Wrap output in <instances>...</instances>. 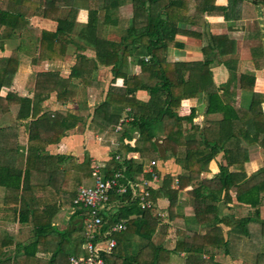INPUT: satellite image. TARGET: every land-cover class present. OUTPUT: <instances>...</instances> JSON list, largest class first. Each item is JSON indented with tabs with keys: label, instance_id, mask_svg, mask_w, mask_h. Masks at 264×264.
<instances>
[{
	"label": "trees",
	"instance_id": "trees-1",
	"mask_svg": "<svg viewBox=\"0 0 264 264\" xmlns=\"http://www.w3.org/2000/svg\"><path fill=\"white\" fill-rule=\"evenodd\" d=\"M103 1L107 2L98 0L95 5ZM216 1L109 0L105 7L102 6L107 24L117 25L111 20L112 14L119 7L131 6V17L125 25L126 37L120 42L97 39L93 45L96 59L79 55V62L68 79L54 72L38 74L33 99L14 92L0 96V221L18 224L22 228L20 233H24L23 228L28 229V235L21 238L0 223V264H71L70 256L87 252V210L76 206L74 200L78 186L88 185L85 181L91 179L92 158L86 154L83 162L77 163L75 156L51 155L46 150L60 143L84 117L55 111H45L38 117L40 111L36 104L43 100L44 94L56 91L58 102L66 105L70 98L73 100V80L87 83L84 73L91 74L100 66L110 67L114 78L105 97L95 107L91 124L107 130L115 129L123 119L128 120L117 135V144L113 147L116 151L102 165L105 178L115 177L120 172L124 176L123 183L144 179L151 182L152 174L145 173L143 161L155 160L154 172L160 175L161 186L149 187L148 200L153 201L154 208L159 199L166 198L172 212L178 191L193 187L189 194L193 198L195 220L199 225L212 228L204 236L191 233L179 239L170 250L159 238L168 227L163 222L165 218L160 216L159 225L150 224L146 217L153 209L142 208L137 191L129 187L128 192L121 195L114 190L109 202L122 206L116 215L102 214L103 223L96 230L93 241H105L104 235L110 226L118 222H125L126 229L106 234L117 243L112 253L103 254L106 264H168L172 252L186 253L187 264H223L216 260L217 254L234 256V240L229 234L226 239L221 228V224L232 223L231 218L220 216L217 195L203 196L202 175L209 172L210 163L223 152L220 172L226 202L233 200L231 192H234L240 204L260 206L264 169L246 180L248 152L244 148L245 141L248 145L255 143V124L264 120L261 101L253 91L255 78L240 77L242 89L250 88L253 92L249 107L233 106L220 94L225 87L215 85L210 65L214 56L221 58L222 54L231 52L227 36H211V44L203 48L206 57L203 62L169 59L171 48H183L176 40L178 35L202 36L197 27L202 26L207 16L223 13L229 19L234 8L245 0H229L227 7L216 5ZM97 12L95 9L90 13L88 26L97 25ZM221 42L224 47L220 46ZM215 45L221 47L218 55L214 54ZM18 71L17 56L0 59V90L12 85ZM119 78L123 79L121 86L115 85ZM202 94L207 96L208 117L203 127L194 124V110L185 117L178 112L183 101ZM14 105L19 106V121L32 118L26 153L19 143L18 128L5 126L3 122ZM84 105L87 107L86 102ZM187 124H192L190 129L185 127ZM135 154L139 159L133 157ZM130 155L132 157H127ZM164 157L174 158L183 170L178 176V191L172 189L176 177L163 174L159 166ZM62 161H67L63 169L60 168ZM71 171L76 173L72 186ZM61 179V187L40 196V192L48 191L49 187L56 188ZM63 208H75L70 221L80 223L65 230L58 227L55 219ZM256 213L259 216L258 210ZM233 218L235 232L249 236L248 224L252 219ZM205 254L209 257H204ZM263 258L264 253L258 256L257 264H262Z\"/></svg>",
	"mask_w": 264,
	"mask_h": 264
},
{
	"label": "crops",
	"instance_id": "crops-1",
	"mask_svg": "<svg viewBox=\"0 0 264 264\" xmlns=\"http://www.w3.org/2000/svg\"><path fill=\"white\" fill-rule=\"evenodd\" d=\"M96 1L98 0H0V59L15 55L19 63V71L14 76L12 85L3 87L0 90V96L5 97L9 92H14L19 96L33 99L38 74L54 72L63 79H68L73 68L79 62V55H86L87 59H96L93 45L97 39L120 42L122 38L126 37L128 33L125 25L131 17V6L119 7L112 14L111 20L117 22V25L107 24L104 21L105 10L102 9V6L105 7L109 0L103 1L98 6L95 5ZM228 3L229 0L216 1V5L220 7H227ZM95 9L98 10V23L95 27L88 26L90 13ZM197 30L201 31L202 36L178 35L176 37L183 48H171L169 59L175 62H203L206 58L203 48L211 44V36H227L231 52L222 54L221 58L214 56L210 65L214 83L217 87H225L220 91V94L225 96V101L233 106L249 107L253 92L250 88L242 89L240 77L241 75L254 77L253 91L257 100L261 101L264 116V0H245L236 9L234 8L229 19H226L223 13L207 16L202 26L197 27ZM220 46L224 47V42H221ZM221 47L215 45V55L221 53ZM135 69L137 68L133 67V70ZM83 76L87 79V83L73 80L74 86L71 89L73 100L70 98V102L66 105L58 102L56 91L44 94L43 100L36 104L40 111L38 117L45 111L71 112L82 115L83 121L78 122L73 130L67 132L66 137L60 143L50 145L46 150L51 155L75 156L77 163H82L85 155L89 154L92 158V167L102 166L104 162L110 160L111 151L109 152V150H112V147L117 144L109 138L117 139V135L122 130L117 131L118 125L115 129H97L91 122L94 109L105 97L114 76L111 68L104 66H100L91 74L84 73ZM115 85H123V79L119 78ZM247 87L250 85L247 84ZM85 102L87 107L84 105ZM206 109L207 96L202 94L197 98L183 101L178 112L182 117H185L194 110V124L203 127L208 119ZM18 112L19 106H12L3 122L5 126L18 128L19 143L22 146V151L26 153L29 139L28 127L32 118L19 121L17 119ZM213 117L219 118L220 116ZM123 120H125L124 123L128 122L127 119ZM191 126L192 124L185 125L188 129ZM135 138H139L137 131ZM253 139L255 143L252 145L246 144L247 141L244 143V148L248 152V162L245 164L247 181L258 171L264 169V120L255 124ZM127 157H132V155ZM133 157L139 159L138 154ZM150 161L153 160L143 161L144 171L152 174L151 171H154L155 166L149 167ZM223 161L222 152L210 163L209 172L202 175L201 185L203 196L212 194L218 196L220 216L231 218L232 221V223L221 224V228L226 239L229 234L230 238L234 240V256L217 254L216 260L223 264H257L258 256L264 253V224H262L264 223V194L260 206L256 208L240 204L234 192H231L233 200L227 203L225 200L226 190L220 172V164ZM66 164L67 161H62L60 168L63 169ZM159 166L162 168L163 174H171L176 177L172 189L178 191V176L183 173L181 166L176 163L174 158L170 157H164L159 162ZM75 175L76 173L73 174L71 171L70 186L75 183ZM60 177L62 178V175ZM261 179H264V173ZM61 183L62 179L59 184L56 183V188L51 187L50 189L49 187L48 191L40 192V196L46 192L56 191L61 187ZM151 185L156 188L161 186L160 175L156 181L152 177ZM191 189L193 187L178 191L177 203L172 212L169 209L168 199H159L156 208L151 200L153 210L148 213L146 219L150 224L159 225L160 216L165 218L163 222L167 223L168 227L159 238H162L165 246L170 250L175 247L179 239L191 233L204 236L212 229L196 222L193 198L189 194ZM133 190L137 191L141 198L144 188L140 186ZM121 206L119 203L109 202L102 214L116 215ZM257 210L260 213L259 216L256 213ZM74 211L75 208H63L55 219L56 225L62 230L70 226L73 228V224L79 222L76 220L72 224L70 221ZM233 217L252 219V222L248 224L249 236L235 232ZM0 223L3 227L12 230L9 226L13 225L12 223L7 221H0ZM204 257H209V255L205 254ZM168 264H187V254L172 252Z\"/></svg>",
	"mask_w": 264,
	"mask_h": 264
},
{
	"label": "built area",
	"instance_id": "built-area-1",
	"mask_svg": "<svg viewBox=\"0 0 264 264\" xmlns=\"http://www.w3.org/2000/svg\"><path fill=\"white\" fill-rule=\"evenodd\" d=\"M122 120L118 126L117 131H121L123 123ZM117 159H120L118 156ZM157 162L155 160L149 162V167L156 166ZM153 180L159 179V175L154 171H151ZM124 176L122 173H118L115 177L105 178L102 170V166H93L91 173V180L93 184L82 185L77 191L74 203L78 207H82L87 210L86 226L88 229V242L85 245L87 250L86 253H82L79 256H70L71 264H106L103 254H110L113 252L116 246V240L107 238L109 234L118 233L126 229V224L124 222H118L115 225L110 226L108 232L104 235L105 241H100L99 243H94L95 232L103 223L102 211L105 210L106 205L110 201V193L116 190L119 194H125L128 192L129 187L132 189L135 187H143L142 191V208L149 209L152 206L148 197L150 196L149 187L150 181L142 180L141 182L128 181L123 183ZM105 245V246H103Z\"/></svg>",
	"mask_w": 264,
	"mask_h": 264
},
{
	"label": "rangeland",
	"instance_id": "rangeland-1",
	"mask_svg": "<svg viewBox=\"0 0 264 264\" xmlns=\"http://www.w3.org/2000/svg\"><path fill=\"white\" fill-rule=\"evenodd\" d=\"M109 139H111L113 142H117V139L114 137V138H109ZM113 147H115V146H113ZM112 147V150H109V152H110V154L112 153V151H116L114 148ZM86 183H90V185H92L93 184V180H91V179H89V180H86L85 181V184ZM80 186H78V188H79ZM60 225H62V224H60ZM10 226V228L12 229L11 231H13L15 234H17L18 236H20L21 238L23 237V238H25L27 235H28V229L27 228H23V230H24V233H20V229H22V228H20V226L19 225H9Z\"/></svg>",
	"mask_w": 264,
	"mask_h": 264
}]
</instances>
